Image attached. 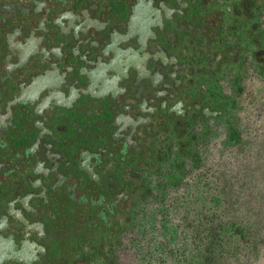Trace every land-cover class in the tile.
I'll use <instances>...</instances> for the list:
<instances>
[{"label": "flooded vegetation", "instance_id": "flooded-vegetation-1", "mask_svg": "<svg viewBox=\"0 0 264 264\" xmlns=\"http://www.w3.org/2000/svg\"><path fill=\"white\" fill-rule=\"evenodd\" d=\"M263 124L264 0H0V264H214Z\"/></svg>", "mask_w": 264, "mask_h": 264}, {"label": "rangeland", "instance_id": "rangeland-1", "mask_svg": "<svg viewBox=\"0 0 264 264\" xmlns=\"http://www.w3.org/2000/svg\"><path fill=\"white\" fill-rule=\"evenodd\" d=\"M261 137L262 141H264V124ZM259 139H254V141L258 144ZM262 150L264 151V147ZM254 156L255 151L251 148L248 150L247 157H250L251 161L254 162ZM241 164H243V162H241ZM262 164L264 169V159L262 160ZM258 167L259 166L252 167L251 170L245 172L241 178L246 180L250 178L251 183L257 185L261 180L260 175H258ZM223 168L228 171L226 164L220 167L215 165L212 179L213 186L211 192L214 199L212 204V206H214L213 263L264 264V191L260 189L254 202H249L248 200L243 202L239 208L231 206L232 210L224 211L223 208L225 205L227 206V204L219 199L220 195L216 192L219 183L222 181L219 175L223 172ZM255 169L256 172L254 171ZM249 173L252 174L251 177H248ZM262 183L264 184V176L262 177ZM231 223H233V226H231Z\"/></svg>", "mask_w": 264, "mask_h": 264}]
</instances>
